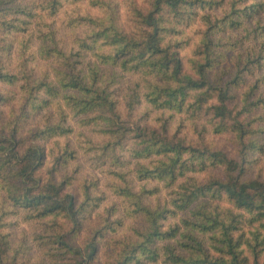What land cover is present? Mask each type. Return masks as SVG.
Listing matches in <instances>:
<instances>
[{
	"label": "trees",
	"instance_id": "16d2710c",
	"mask_svg": "<svg viewBox=\"0 0 264 264\" xmlns=\"http://www.w3.org/2000/svg\"><path fill=\"white\" fill-rule=\"evenodd\" d=\"M261 168L264 0H0V264H264Z\"/></svg>",
	"mask_w": 264,
	"mask_h": 264
},
{
	"label": "rangeland",
	"instance_id": "374dc122",
	"mask_svg": "<svg viewBox=\"0 0 264 264\" xmlns=\"http://www.w3.org/2000/svg\"><path fill=\"white\" fill-rule=\"evenodd\" d=\"M87 3L84 1L82 3L79 4L78 8H70L68 9V12H70L71 10H77L75 12L79 13V14H83L85 13V8L87 7ZM69 8V7H68ZM124 11L121 12V20H124ZM61 17V16H60ZM55 25H59L58 21H55ZM60 33L64 36V31L62 28V25L60 26ZM231 54V53H230ZM125 91V87L121 86L120 92H124ZM214 143L215 146L223 151H225L227 153V155L233 157L235 155V150H236V145L235 143L231 140L230 136H220L217 138H214ZM73 138L71 139V142H73ZM125 156V155H124ZM78 157H79V164L82 168L81 170V175L86 174L87 172L89 174H94L96 176H98L101 180V188L103 189L104 184L106 183V174L105 171L106 170H112L115 167L112 165L111 161H109L108 159H105L103 162L101 161V165L100 168L97 169H93V165L90 164V160L88 159L87 156L78 153ZM258 171V168H256L254 170V172ZM261 174L264 175V168H261ZM110 198V197H109ZM108 205V202L104 201V203L101 204L99 211L104 210V208ZM32 254H34V252H32Z\"/></svg>",
	"mask_w": 264,
	"mask_h": 264
}]
</instances>
